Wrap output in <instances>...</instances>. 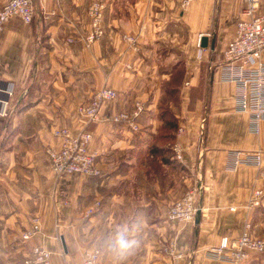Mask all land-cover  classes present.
Segmentation results:
<instances>
[{"label":"crops","instance_id":"0c3cea01","mask_svg":"<svg viewBox=\"0 0 264 264\" xmlns=\"http://www.w3.org/2000/svg\"><path fill=\"white\" fill-rule=\"evenodd\" d=\"M90 1L34 0L30 23L12 17L0 32V84L11 91L0 93L7 100L0 113V264H25L35 243L52 250L51 264H85L95 247L101 254L94 264H234L208 249L247 222L264 235V197L249 206L253 190L264 187V165L228 164L232 149L264 148V120L258 133L249 130L247 113L235 108L234 82L219 71L245 1L106 0L105 32L86 46ZM199 33L208 36L201 57ZM132 34L135 44L125 38ZM103 86L117 95L102 103L101 119L86 123L76 108ZM138 102L137 129L109 118ZM61 124L92 131L89 148L102 174L51 170L44 148L59 142L53 130ZM153 145L165 153L151 152ZM195 182L198 220L169 219L170 204ZM35 215L42 230L23 239ZM137 222V249L123 256L106 250L117 226ZM241 264H264V256Z\"/></svg>","mask_w":264,"mask_h":264},{"label":"built area","instance_id":"2783aa9c","mask_svg":"<svg viewBox=\"0 0 264 264\" xmlns=\"http://www.w3.org/2000/svg\"><path fill=\"white\" fill-rule=\"evenodd\" d=\"M191 0H181L182 6ZM245 5L241 11L242 17L236 22L235 35L230 39L223 52V60L219 64L222 79L233 81L235 84V108L248 115L249 130L258 133L264 120V11L259 9V0H244ZM106 0H91L87 13L89 17V30L82 35V41L90 46L100 39L105 32L104 10ZM34 0H6L0 8V32L12 17H19L22 21L30 23L34 17ZM202 33H199L198 57L203 54L204 46L201 45ZM132 44L136 43V35H125ZM72 41L73 37L69 36ZM0 91L11 93L4 87ZM117 95L116 89L103 86L94 91L88 102L80 103L76 110L87 123L91 120L101 119L100 107L108 99ZM4 112L7 100L0 99ZM144 109L143 103H136L132 112H120L112 115L115 121H127L133 129L138 128L136 118ZM53 133L59 138L57 144H49L44 148L51 170L58 176L83 173L90 176L102 174V169L97 163V151L89 148L92 140V131L83 127L75 130L67 124H61L54 128ZM177 157H181L179 143L173 145ZM241 163L257 166L264 165V148L251 151L232 149L229 152L228 164ZM201 183H196L180 198L174 200L167 211V217L171 220H183L193 222L197 214L199 204L197 198L200 194ZM264 197V187L253 190L249 206L260 205ZM100 201H96L99 205ZM94 209L88 208L86 215L92 214ZM41 218L35 215L31 224L21 236L30 239L41 232ZM208 251L219 259H225L234 264H241L253 256L264 255V236H256L251 232V224L246 223L242 232L234 237L223 235L218 244L211 246ZM101 249L95 247L85 253V264H94L100 257ZM177 255V254H176ZM52 250L40 243L32 245L31 253L25 258V264H51ZM186 264H192L188 260Z\"/></svg>","mask_w":264,"mask_h":264},{"label":"clouds","instance_id":"9594fccd","mask_svg":"<svg viewBox=\"0 0 264 264\" xmlns=\"http://www.w3.org/2000/svg\"><path fill=\"white\" fill-rule=\"evenodd\" d=\"M139 222L128 226H117L106 239V250L112 254L123 256L133 252L141 243L137 233L140 231Z\"/></svg>","mask_w":264,"mask_h":264},{"label":"trees","instance_id":"16d2710c","mask_svg":"<svg viewBox=\"0 0 264 264\" xmlns=\"http://www.w3.org/2000/svg\"><path fill=\"white\" fill-rule=\"evenodd\" d=\"M161 115L163 118L166 119L165 122L168 126L175 127L177 125L175 117L173 116V114L170 113L167 107L162 106ZM150 151L153 153H158V152L165 153L163 149L154 145L150 147Z\"/></svg>","mask_w":264,"mask_h":264},{"label":"water","instance_id":"95a60500","mask_svg":"<svg viewBox=\"0 0 264 264\" xmlns=\"http://www.w3.org/2000/svg\"><path fill=\"white\" fill-rule=\"evenodd\" d=\"M207 44H208V36L204 34L201 37V45L207 46ZM199 214H200V209H198V211H197V220L199 218Z\"/></svg>","mask_w":264,"mask_h":264},{"label":"rangeland","instance_id":"374dc122","mask_svg":"<svg viewBox=\"0 0 264 264\" xmlns=\"http://www.w3.org/2000/svg\"><path fill=\"white\" fill-rule=\"evenodd\" d=\"M2 87V84H0V88ZM3 89H5L4 87H3ZM0 93H4V92H2V91H0ZM6 93V92H5ZM0 99H3V97L2 96H0ZM1 103V102H0ZM183 195V194H182ZM181 195V196H182ZM181 196H179L178 198H180ZM178 198H176V199H178ZM175 199V200H176ZM254 234V233H253ZM254 235H256V236H264V235H258V234H254ZM264 256V255H263Z\"/></svg>","mask_w":264,"mask_h":264}]
</instances>
